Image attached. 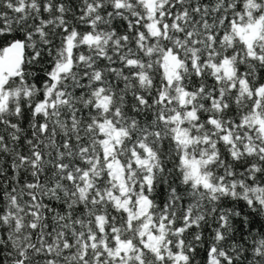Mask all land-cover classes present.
<instances>
[{
  "label": "snow or ice",
  "instance_id": "6c2138e0",
  "mask_svg": "<svg viewBox=\"0 0 264 264\" xmlns=\"http://www.w3.org/2000/svg\"><path fill=\"white\" fill-rule=\"evenodd\" d=\"M0 264H264V0H0Z\"/></svg>",
  "mask_w": 264,
  "mask_h": 264
}]
</instances>
